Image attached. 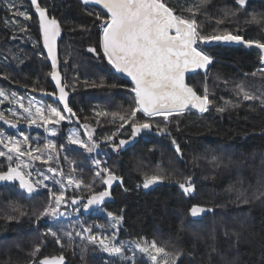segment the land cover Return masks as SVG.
Here are the masks:
<instances>
[{"label": "trees", "instance_id": "1", "mask_svg": "<svg viewBox=\"0 0 264 264\" xmlns=\"http://www.w3.org/2000/svg\"><path fill=\"white\" fill-rule=\"evenodd\" d=\"M9 2L0 0V87L18 95L23 94L22 89L32 91L33 87L39 92L46 89L54 92L55 81L50 75L53 71L51 59L43 45L35 8L30 0H11L16 9L32 16L31 20H25L22 16L14 15L16 9L9 11ZM40 2L61 24L55 71L60 74L61 85H67L68 106L76 113L75 118L80 123L76 129L87 140L82 130L83 125L88 124L93 128V140L98 144L96 152L91 155L77 145L69 144L67 132L70 128L63 124L54 137L57 149L64 146L60 153L59 170L65 178L75 176L82 179L84 184L93 183L95 166L92 160L98 158L106 161L107 166L122 177L124 186L117 188L116 204L108 209L113 216H123L118 226L117 242L131 248L143 240H155L169 252L183 251L178 264H227L228 261H234V264H260L261 255L264 254V197L254 199L249 204H238L235 202L236 191L229 192L228 188L235 185V188L245 190L251 197L264 185V107L258 102L244 101L239 107L229 108L223 113L210 111L203 116L186 114L179 118L171 117L168 123L171 137L158 135L154 125L152 131L141 132L117 152L106 138L115 134L112 143L130 139L131 126L125 125L121 129L118 120L113 121L110 116H97L96 112H125L133 105L134 94L129 91L133 87L129 80L116 73L105 60L88 51L89 47L99 51L101 30L98 27L100 21L89 16L85 9L102 11L83 5L81 0ZM184 2L169 0L174 5ZM226 6H234L232 0H212L208 11L216 16L219 15L218 10ZM249 11L264 13V0H249ZM244 16L241 12L237 18L243 29L240 34L245 39L264 40V32L257 26L245 24ZM198 19L204 20L205 32L216 27L203 15ZM235 26L234 23L220 25ZM200 47L214 57L207 83L215 91L212 98L217 104H223L226 100L235 101L233 89L241 81L247 89L257 94L264 91V77L250 75L264 67L259 61L258 50L222 44ZM246 73L249 75L246 76ZM203 80L204 73L198 72L189 77L188 84L200 92ZM224 80L229 82L227 86L222 82ZM93 82L97 86H92ZM101 83L103 86H100ZM113 83L118 87H110ZM53 107L63 112L62 105L55 102ZM137 118H143L142 114L137 113ZM155 120L161 126L165 123L163 117H156ZM4 127L0 124V129ZM172 138L180 145L182 158L176 153ZM35 142L40 149L46 146V141L42 139ZM65 155L68 159H64ZM212 156L228 166L214 167L209 163ZM70 161H74V164ZM37 164L40 171L45 172L43 169L46 166L39 162ZM7 167V159L0 157V171L7 170ZM158 167L175 175L164 183L144 189L142 181L145 174L153 173ZM32 170V179H36L35 167ZM189 175L196 191L192 196H185L176 180ZM56 178L60 179L59 176ZM46 183L54 191L59 189V185L50 181ZM125 188L128 191H124ZM72 196L87 197L80 190L66 192V197ZM50 200L47 188L30 196L16 183L0 186V264H28L32 259L30 252L37 245L41 246L37 259L63 254L65 264H129L127 260L108 256L98 246L87 244L79 237H74L72 246L66 244L61 249L54 238L44 235L49 227L68 231H82L81 226L91 227L97 235H111L117 230L113 229L112 219L106 213L87 215L72 210V206L64 210L66 215L59 220L45 217L37 221L38 213ZM193 205H202L212 211L194 218L189 214ZM20 212L26 214L21 215ZM8 215L17 219L9 221L5 218ZM226 228L229 236L224 235ZM232 231L239 233L238 242L231 235ZM213 243L219 253L210 258L209 245ZM125 254L132 255L131 251ZM136 258V264H151L139 252Z\"/></svg>", "mask_w": 264, "mask_h": 264}, {"label": "snow or ice", "instance_id": "2", "mask_svg": "<svg viewBox=\"0 0 264 264\" xmlns=\"http://www.w3.org/2000/svg\"><path fill=\"white\" fill-rule=\"evenodd\" d=\"M37 14L39 29L43 36V45L47 49V56L51 59V67L53 71L50 73L51 79L55 81L59 90L58 99L63 102V112L56 107L45 109L43 105L34 104L29 101L27 106L23 102V98L15 96L10 97L9 94L0 90V103L8 101L15 104L21 111L9 108L8 112L15 121L6 118L5 112L0 111V121L8 125L9 128L16 129L18 123L22 120L29 127L33 125L37 128L43 127L45 132L51 136L58 134L55 127H47V125H59L62 121L71 119L76 113L68 106L67 85H61V77L57 68V39L61 35V24L54 15L49 14L47 6H43L40 0H30ZM85 6H100L102 12L85 9L89 16H94L95 20L100 21L98 27L101 30V39L99 41V51L95 47H89L88 51L94 53L97 57L102 58L111 68L119 74L126 75L130 78L133 87L130 92L134 93L133 105L125 112L120 111H97V116H110L113 121L118 120L119 128L125 125L131 126L130 139H120L116 143H112L114 138L109 136L106 141L115 151H120L130 140H134L141 132L147 130L152 131L155 125V131L158 135H167L171 137L168 130V123L171 117H183L186 114H198L203 116L205 113L215 111L223 113L229 108H237L244 101L258 102L264 107V91L253 92L247 89L241 81L237 83L233 89L235 101L226 100L223 104H217L215 99V91L207 83L209 65L213 64L214 57L208 54L200 45H207L213 42H223L228 44H237L245 46L249 49L258 50L259 61L264 64V40L260 38L245 39L241 35L243 30L241 22L237 19L243 12L244 23L257 26L261 32H264V13L249 11V0H232L234 6H226L219 9V15L212 16L208 11V6L212 4V0H185L184 3L171 4L169 0H81ZM9 11L16 9L13 2L8 4ZM14 15L22 16L25 20H31L32 16L27 12L16 9ZM203 15L209 22H213L214 27L210 32H205L204 20L198 19ZM235 24L232 27H220L225 24ZM21 30L27 31L26 28ZM15 39V37H13ZM202 70L204 80L202 82V91L198 92L193 86L186 83V74ZM249 75L248 73L245 74ZM256 77L260 75L264 77V67L250 73ZM5 78L7 76L5 75ZM220 80V77H217ZM225 86L228 81H222ZM92 86H97L93 82ZM100 86H103L102 83ZM110 87H118L113 83ZM35 87L32 91H36ZM49 96L56 95L54 92L46 93ZM137 113H141L143 118L138 119ZM156 117H163L164 124L155 120ZM178 125V120L176 121ZM87 140L81 138L76 132H71L68 136V143L77 145L85 153L91 155L96 152L98 144L93 140L94 130L89 128L88 124L83 125ZM21 139H14L4 132H0V157H6L9 161L7 170L0 171V182H17L18 187L24 190L28 195H32L39 188H47L50 194V202L37 215V221L44 219L59 220L66 215L67 208L78 205L74 211L79 212L81 209L85 212L93 209L95 206L101 211H106L102 206L106 199L111 198V187L114 182L123 185V179L117 175L111 168L107 166L106 161L93 158L92 164L95 166L94 176L96 180L93 183L84 184L83 180L75 176L64 177L62 171L59 170L60 153L63 151V145L57 149L56 144L49 140L47 148L55 149V152L49 151L47 154L41 153L40 148H31V142L28 135L20 133ZM172 144L175 151L182 158V149L176 140L172 138ZM28 156L27 161L22 158ZM17 161L15 166L12 161ZM38 160L44 164L56 163L57 167H48L47 172L37 171L36 179L33 177L32 160ZM64 159H68L67 155ZM74 164V161H70ZM214 167H227L218 157L212 156L209 159ZM73 171H76L73 168ZM174 172H168L163 168H159L151 174H145L142 181V187L148 189L152 185L164 183L174 176ZM59 176L60 179L56 177ZM52 181L53 184L59 185V189L54 191L53 188L46 183ZM239 182V181H238ZM102 183L105 187L96 192L94 184ZM178 187L185 196H192L196 191L195 183L192 177L183 176L176 180ZM141 185H138L140 187ZM68 188L73 190L87 189L90 193L88 197L72 196L66 197ZM236 191V203L249 204L254 199L264 197V185L260 189L253 192L249 197L247 192L242 189L235 188L230 185L229 192ZM128 191V189H124ZM81 201H84L81 204ZM20 211L19 209H13ZM212 211L202 205H193L189 214L191 217H201L205 212ZM21 215L26 213L20 212ZM106 215L112 219V227L116 229L111 235H97L92 232L91 227H82V231H68L63 228L49 227L44 235H50L61 249L66 244L72 246L75 242L74 237H79L81 241L90 245L98 246L99 250L107 253L110 257H116L121 260H127L129 264H136V253L139 252L151 264H178L180 257L184 255L183 251L177 250L169 252L165 246L158 245L155 240H143L129 248L123 242H117L118 226L123 221V216H113L111 212ZM11 221L17 219L16 216L8 215L5 217ZM97 227H100L99 225ZM225 236H229L227 228L224 232ZM231 235L239 240V233L232 231ZM215 238L213 237V240ZM83 247V245H82ZM131 251L132 255L127 256L125 253ZM41 252V246L37 245L30 252L32 259L28 264H65L63 254L55 256H46L37 259ZM215 243L209 245L208 255L211 258L213 254H218ZM189 255H192L191 253ZM227 264H234V261H228ZM260 264H264V254L261 255Z\"/></svg>", "mask_w": 264, "mask_h": 264}, {"label": "rangeland", "instance_id": "3", "mask_svg": "<svg viewBox=\"0 0 264 264\" xmlns=\"http://www.w3.org/2000/svg\"><path fill=\"white\" fill-rule=\"evenodd\" d=\"M59 37H60V36H59ZM59 37H58V38H59ZM0 90H3L5 93L9 94L10 97L15 96V97H17V98H23V102L25 103L26 106H27V104H28V102H29L30 100L33 101L34 104H37V105H43V106H44L43 102H42L40 99L36 100L35 98H31L30 96L18 95V94H16L15 92L5 91V90H4L3 88H1V87H0ZM129 91H130V89H129ZM131 93H132V92H131ZM132 94H133V93H132ZM0 99H2V98H0ZM8 105H12L11 108H13L14 110H17V111H21V112H22V109H19L18 106L15 105V104H10L8 101H5V102H3V103H0V111H4V112H5V115L7 114V115H6V118L15 121L16 118L12 117L11 114L8 112V109H9V106H8ZM44 107H45V106H44ZM49 107H51V106H47V108H49ZM47 108H46V109H47ZM66 122H69V121H68V120H65V121H62L59 125H48L47 127H55V128H57V129L59 130V127H61V126H62L64 123H66ZM69 123H71V122H69ZM0 124L3 125V127L5 126L4 128H1V129H0V132H4L6 135H10V136H12L14 139H21V140H22V136L20 135L21 132H22L23 134H25V135H28V136H29V139H30V142H31V148H32V149H35V148L38 147V146H37L38 144H36L35 141H39L40 139L46 141V144H45L46 146H47V143H48L49 140H51V141L54 142V137H55V136H51V135H49L48 133H47V136H44V137H38V138H37L36 135H35V133H31V131L35 128V126L33 125L32 127H29V126H28L26 123H24L22 120L18 123V127H17L16 129L9 128L8 125L4 124L3 121H0ZM36 128H37V127H36ZM41 128H43V127H41ZM41 128H38V129H41ZM89 128H90V127H89ZM24 129H25V130L27 129V131L24 132ZM90 129L93 130V128H90ZM82 131H83V132H82V135H85V136L87 137L85 129H83ZM71 132H76V133H78V134L81 136V132H79L78 129H76V128H71L70 131L67 132V136H69V134H70ZM57 135H58V134H57ZM81 138H82V136H81ZM46 146H45L44 148H41V149H40L41 153H45V154H47L49 151L54 152V149H49V148H47ZM0 150H3V149H2V146H0ZM4 158H6V157H4ZM22 159L25 160V161H27V160L29 159V157H28V156H25V157H23ZM16 162H17V161H16L15 158H14V160H13L11 163H12L13 166H15ZM38 162H39L41 165H45V166H46L45 169H43V170H45L44 173H45V174H48V175L50 174V173L47 172L48 167H50V166H51V167H55V166H57L55 162H53L52 164H44V163H41V162L38 161V160H34V159H33V160H32V163H33V167H35L34 172L40 171V168L38 167V164H37ZM7 163H8V165H9V161H7ZM40 172H43V171H40ZM46 172H47V173H46ZM94 180H95V178L93 179V182H94ZM46 182H49V181H46ZM50 182H52V181L50 180ZM94 188H95V186H94ZM43 189H44V188L41 187V188H39L38 191H42ZM71 190H73V189H72V188H68L67 191H71ZM86 190H87V189H86ZM38 191H36V192H38ZM86 194L89 195V191H88V190L86 191Z\"/></svg>", "mask_w": 264, "mask_h": 264}, {"label": "flooded vegetation", "instance_id": "4", "mask_svg": "<svg viewBox=\"0 0 264 264\" xmlns=\"http://www.w3.org/2000/svg\"><path fill=\"white\" fill-rule=\"evenodd\" d=\"M0 79H1V77H0ZM54 87H55V88H54V89H55L54 93H56V95H53V96H49V95L46 94V93L50 92L48 89H46V91H44V92H39V91H26L25 89H22V88H20V90H21V89L23 90L22 93H23L25 96H30L31 98H35L36 100L40 99V100L43 102V104H44V106H45V109L47 108V106H51V107H53V104H54L55 102L58 103L59 105H62V107H63V102H61V101L58 99L59 90H58V88L56 87V84H54ZM23 94H22V95H23ZM41 95H42V96H41ZM66 99H67V102H68V94H67ZM64 113L66 114V116L68 115L66 112H64ZM74 118H75V117H73V118L71 119V123H69V122L64 123V124L67 126V128H70V129H71V128H77L78 125H80L78 119H76V118L74 119ZM71 125H75V127H71ZM47 126H48V125H47ZM66 130H67V129H66ZM31 133H35V135H36L37 138H38V137H44V136H47V133L45 132L44 128L38 129V128L35 127V128L32 130ZM126 145H127V144H126ZM95 180H96V177H95ZM95 180H94V181H95ZM114 183H115V182H114ZM114 183H113V185H112V187H111V189H110V191H111V193H112L111 198L106 199L104 205L102 206L106 211H101L99 208H96V207L94 206L93 209H90V210L87 211V212L83 211L82 209H81V211H79V212H82V213L87 214V215L95 214V215H97V216L100 215V214H102V213L109 212L108 209H109L110 207H112V205L116 204L115 192H116L117 188L121 189V187L124 186V181H123V185H121V184L118 183V182H117L116 184H114ZM94 186H95L94 190H95L96 192L102 190V189L105 187L102 183H96V184H94ZM82 189H83V190L80 189V192H82V195H87V194H86V190H84V188H82ZM89 195H90V193H89ZM89 195H87V197H88ZM84 197H85V196H84ZM83 203H84V201H81V204H83ZM73 207H78V205H73V206L71 207L72 210H74ZM79 212H78V213H79Z\"/></svg>", "mask_w": 264, "mask_h": 264}, {"label": "water", "instance_id": "5", "mask_svg": "<svg viewBox=\"0 0 264 264\" xmlns=\"http://www.w3.org/2000/svg\"><path fill=\"white\" fill-rule=\"evenodd\" d=\"M89 6H94V7H96V8H98V9H100L101 11H102V9L100 8V6H97V5H89ZM214 44H222V45H226V46H242V45H237V44H234V43H232V44H228V43H223V42H213V43H211L210 45H214ZM245 47V46H244ZM245 48H247V47H245ZM247 49H249V48H247ZM254 49V48H253ZM263 66H264V64H263ZM209 68H210V65H209ZM198 72H201V73H203V71L202 70H197L196 72H190V73H187L186 74V83H188V79H189V77L191 76V75H193V74H196V73H198ZM119 74V73H118ZM121 76H123L124 78H126L127 80H129L130 82H131V80H130V78L129 77H127L126 75H123V74H120ZM132 83V82H131ZM42 96V95H41ZM59 166H60V163H59ZM11 183H16V184H18V181L17 182H0V186H2V185H8V184H11ZM117 182H115L114 184H116ZM119 183V182H118Z\"/></svg>", "mask_w": 264, "mask_h": 264}, {"label": "bare ground", "instance_id": "6", "mask_svg": "<svg viewBox=\"0 0 264 264\" xmlns=\"http://www.w3.org/2000/svg\"><path fill=\"white\" fill-rule=\"evenodd\" d=\"M27 35V34H26ZM41 57V56H40ZM207 181V180H206ZM197 185V184H196ZM88 256V255H87Z\"/></svg>", "mask_w": 264, "mask_h": 264}, {"label": "built area", "instance_id": "7", "mask_svg": "<svg viewBox=\"0 0 264 264\" xmlns=\"http://www.w3.org/2000/svg\"><path fill=\"white\" fill-rule=\"evenodd\" d=\"M134 94V93H133Z\"/></svg>", "mask_w": 264, "mask_h": 264}]
</instances>
